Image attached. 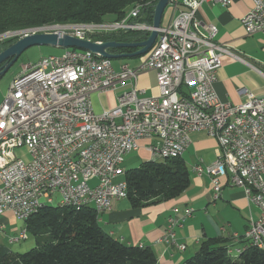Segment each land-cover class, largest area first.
Returning a JSON list of instances; mask_svg holds the SVG:
<instances>
[{"label": "built area", "instance_id": "obj_1", "mask_svg": "<svg viewBox=\"0 0 264 264\" xmlns=\"http://www.w3.org/2000/svg\"><path fill=\"white\" fill-rule=\"evenodd\" d=\"M204 1L223 6L232 2ZM201 3L173 0L170 6L176 13L159 28L156 43L135 67L122 63L116 68L111 58L74 48L24 66L0 104V215L11 211L17 220H29L41 210L40 202L70 207V200H82V207L96 204L100 219L112 210L113 200L128 197L126 180L115 179L141 141L147 140L152 158H177L179 147L188 148L192 132L205 131L218 141L217 159L209 164L201 160L195 172L211 178L214 200L221 195L220 177L228 176L242 187L241 176H248L250 191L245 193L261 214L250 219L243 235L247 243L237 250L264 243V201H255V194H264V95L247 91L237 105L219 99L214 84L223 57L245 59L216 39L215 25L201 23ZM253 3L242 24L248 34L264 33V0ZM143 9L136 5L130 19L103 23V28L92 23V29L44 33L93 40L97 33L150 32L152 25L133 20ZM151 70L159 92L148 96L138 77ZM123 87L116 106L95 111L94 92ZM237 108L245 109V117L227 123L228 113ZM217 121H224V131L213 132ZM22 147L28 148L30 161L16 154ZM69 151H79L80 160L63 163ZM172 210L162 240L182 251L186 245L178 242L176 231L194 209ZM3 233L0 226V236ZM27 237L28 231H21L11 243Z\"/></svg>", "mask_w": 264, "mask_h": 264}, {"label": "crops", "instance_id": "obj_2", "mask_svg": "<svg viewBox=\"0 0 264 264\" xmlns=\"http://www.w3.org/2000/svg\"><path fill=\"white\" fill-rule=\"evenodd\" d=\"M198 1L202 2L197 11L201 23L215 25L218 28L216 39L245 59L241 61L229 55L223 57L214 84L219 99L237 105L244 101L247 91L263 96L264 33L248 34L241 20L252 9L253 0H232L227 6L213 1ZM175 13V8L169 5L162 25L168 24ZM121 64L115 67L119 68ZM138 83L140 88L146 89L148 96L159 92L157 75L153 70L141 73ZM124 90L123 87L94 92L91 96L94 109L102 112L116 106L118 96ZM4 98L0 97V104ZM190 136L191 142L181 158L190 173L191 182L181 195L138 208L133 207L128 198L115 199L112 210L100 215L99 223L106 232L125 244L150 247L157 257V264H183L196 255L201 244L208 239H221L231 247V256L237 258L240 254L237 249L246 245L243 235L250 219H257L261 214L260 208L250 202L245 189L232 184L228 176L220 177L221 195L214 200L211 178L199 176L194 167L201 160L209 164L217 159L218 141L205 131H195ZM146 143L147 140L141 141L139 152L143 149L148 152ZM174 207L181 212L187 208L194 209L192 217L176 231L178 242L186 245L182 251L162 240L167 219L173 214ZM21 222L25 221L17 220L11 211L0 215V226L4 228L0 239L15 253H23L29 247L20 241L11 243V237L26 230Z\"/></svg>", "mask_w": 264, "mask_h": 264}, {"label": "trees", "instance_id": "obj_3", "mask_svg": "<svg viewBox=\"0 0 264 264\" xmlns=\"http://www.w3.org/2000/svg\"><path fill=\"white\" fill-rule=\"evenodd\" d=\"M157 2L0 0V34L51 23H102L107 16L120 21L138 3L144 9L133 20L152 25ZM148 35V31H127L94 36L93 40L129 43L143 41ZM15 40L13 37L0 43V50ZM113 50L131 53L137 48ZM125 180L128 186L127 198L135 208L178 197L191 182L190 173L181 157L145 161L139 167L126 170ZM40 209L25 223L26 231L42 241L26 253H15L0 244V264H157V257L150 247L125 244L106 232L91 205H46ZM230 248L221 239H208L201 244L199 252L183 264H264V248L249 245L239 252L237 258L231 256Z\"/></svg>", "mask_w": 264, "mask_h": 264}, {"label": "water", "instance_id": "obj_4", "mask_svg": "<svg viewBox=\"0 0 264 264\" xmlns=\"http://www.w3.org/2000/svg\"><path fill=\"white\" fill-rule=\"evenodd\" d=\"M173 2V0H158L154 8V18L152 30L143 41L139 42H120L115 40L93 41L90 39H80L71 35L60 37L55 33H33L30 34L26 30L15 31L20 33L19 38L9 46L0 50V78L14 65L21 54L28 48L36 45L59 46L65 49L77 48L88 50L95 54L111 59L131 58L142 56L156 43L159 36V28L162 26V19L165 10ZM119 48H137L134 52L115 53L112 49Z\"/></svg>", "mask_w": 264, "mask_h": 264}, {"label": "rangeland", "instance_id": "obj_5", "mask_svg": "<svg viewBox=\"0 0 264 264\" xmlns=\"http://www.w3.org/2000/svg\"><path fill=\"white\" fill-rule=\"evenodd\" d=\"M112 22H118V21H114L112 16H107V17H105V21L102 23H112ZM55 24L56 25H58V24L62 25V24H78V23H55ZM55 24L51 23V24H46V25H55ZM33 28H36V27H32V28H28V29H24V30H26L29 33L30 32L29 30H31ZM127 31H144V30H127ZM127 31H119V32H115V33L127 32ZM6 33H3V34H6ZM3 34H0V36ZM30 34H33V33H30ZM104 34H111V33H97V34L92 35V39L94 36H101ZM10 38H13V37H10ZM10 38L7 37L4 39H0V43H4L6 40H9ZM18 38H19V36L15 37L16 40ZM65 51H66V49L63 47L49 46V45H36V46H32V47L28 48L26 51H24L21 54V56L14 63V65L6 72V74H4L0 78V97H4L7 95L13 79L15 78L16 75H18L19 73L22 72L25 65L36 64L43 57H47V56H51V55H57V56L62 55V54H64ZM143 58H144V55L131 57V58L113 59V62L115 64V66H118L121 63H128L132 67H135L141 60H143ZM108 109H110V108H108ZM96 111L98 112V110H96ZM140 144H141V142H140ZM16 154L25 161L31 160V154L29 153V150L27 147H22V148L16 149ZM151 158L152 157H151L150 152L149 151L146 152L144 149L141 152H139L138 150L133 151L132 153H130L125 158V161L121 165V168L123 170V172H122L123 174H121L119 177H117V179H115V181L124 180L126 170L139 167L145 161H153V160H151ZM21 223L24 226V228L27 226V224L25 222H21ZM28 235L29 236H28L27 240H21L20 241L21 243H26L27 246H29L27 250L23 251V253H26V252L30 251L31 249L37 247L39 242L42 241L37 236H34L32 234H28ZM6 243H7L6 245L8 246L9 243L8 242H6ZM0 244L5 245L1 239H0Z\"/></svg>", "mask_w": 264, "mask_h": 264}, {"label": "bare ground", "instance_id": "obj_6", "mask_svg": "<svg viewBox=\"0 0 264 264\" xmlns=\"http://www.w3.org/2000/svg\"><path fill=\"white\" fill-rule=\"evenodd\" d=\"M137 6H143L141 3H138ZM136 5L131 9L126 18L130 19V16L135 12ZM95 28H103V23H95ZM82 29H92V23H80V24H62V25H46L41 27H36L29 30V33H44V32H59L62 30L67 31H81ZM20 33L15 31H9L6 34L0 36V39L17 37L20 36ZM245 117V109L237 108L236 113H228L227 115V123H234L237 118ZM224 131V121H217V124H213V132ZM187 150V147H179V155L182 157L184 152ZM168 158H176V155H169ZM80 160V152L79 151H69L67 156H63V163H70V161H78ZM151 160H161L160 158H151ZM241 185L245 189V191H250V183L248 182V176H241ZM255 201H264V194H255ZM47 205V202H40V208ZM95 208L96 204H88ZM70 206H82V200H70ZM26 221V220H21ZM26 231V230H24ZM259 248H264V243H259ZM244 249H239L238 252L243 251Z\"/></svg>", "mask_w": 264, "mask_h": 264}, {"label": "flooded vegetation", "instance_id": "obj_7", "mask_svg": "<svg viewBox=\"0 0 264 264\" xmlns=\"http://www.w3.org/2000/svg\"><path fill=\"white\" fill-rule=\"evenodd\" d=\"M114 52H116V53H122V52H119L118 50H113Z\"/></svg>", "mask_w": 264, "mask_h": 264}]
</instances>
